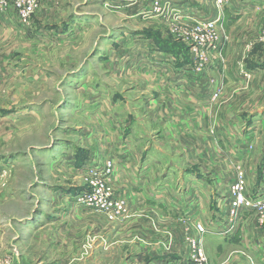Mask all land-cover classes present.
Segmentation results:
<instances>
[{
    "label": "rangeland",
    "instance_id": "374dc122",
    "mask_svg": "<svg viewBox=\"0 0 264 264\" xmlns=\"http://www.w3.org/2000/svg\"><path fill=\"white\" fill-rule=\"evenodd\" d=\"M29 1L33 11L24 19L20 10ZM149 1L141 10L148 17H164V22H150L144 30L161 24L166 37L181 42L175 49L184 52V59L192 58L198 66L202 60L201 69L210 54H220V43L229 40L219 21L216 48L199 46L194 27L203 16L185 19L187 14L169 11L171 0ZM123 2L0 0V264H14L13 250L25 255L27 264H197L198 252L203 264H264V209H249L247 218L241 209L232 227H226L231 221V188L239 178L250 197L264 193V127L251 125L234 109L240 96L253 95L251 88L239 94L222 90L221 96L219 91L208 96L202 90L199 98L192 97L193 104L175 98V104L183 102L185 107L203 106L206 123L197 122V112L196 123L187 127L172 123L170 116L187 120L191 114L176 111L175 104L170 112V103L165 104L170 115L149 112L146 101L158 92L153 89L158 84L140 76L141 50L134 48L133 61L126 60L130 48L123 41L148 22L142 14L136 16L139 0H132V6ZM131 13L132 19L127 18ZM255 42L264 52V20ZM140 88L149 92L141 94ZM127 121L132 140L124 139L122 124ZM188 167L220 175L226 191L222 198L227 200L207 208L206 218L213 225L198 219L193 227L169 219L144 224L149 226L148 248H158L159 255L140 258L143 224L124 221L129 213L112 218L101 204L111 199L128 204L126 185L132 187L137 179L127 181L125 172L139 178L142 169L151 170L162 182L167 171L177 181ZM215 183L219 189L216 178ZM60 187L73 189L71 202L54 200L51 192ZM92 193L97 204L94 198L89 205L77 202L76 197ZM199 224L206 226L203 233Z\"/></svg>",
    "mask_w": 264,
    "mask_h": 264
},
{
    "label": "crops",
    "instance_id": "0c3cea01",
    "mask_svg": "<svg viewBox=\"0 0 264 264\" xmlns=\"http://www.w3.org/2000/svg\"><path fill=\"white\" fill-rule=\"evenodd\" d=\"M123 1H125V3L123 2L124 5H128L129 3V5L132 6V0ZM139 1V13H137L136 16L140 15L141 18L142 14V18L145 22H148V24L147 26L141 27V29L139 28V30L130 31V36L124 38L123 41L124 45H127L125 47L130 48L126 52V56L128 54L130 55L129 57L127 56L126 60L128 62L133 61L131 59L136 51L134 48L141 50V55H143L141 62H143L142 67L144 69L142 70L143 72L140 73V76L151 80L153 78V80H155L154 82L158 84L157 88H153L158 91L153 92L155 98L152 97L146 101L147 110L155 115L163 113L170 115L167 110L170 106L168 103L171 104V112L174 110L173 105L175 104L176 97L182 96V98H186L187 101L193 104L195 98L192 97H196L202 90H204L208 96L209 94L219 91L221 96L222 90L227 94H233V92L239 94L244 92L245 88L250 87L253 95L246 98L245 96H240L234 109L241 118L245 116L244 120L248 118L251 125L262 123L264 127V119L259 120L260 118H258L260 115L264 116V52L257 50L259 46H257L255 42V38L264 20V0H229L228 4L224 6L220 12L215 6L214 0H171V7L169 9L171 13L176 9L180 14H187L188 16L184 18L189 20L207 15L214 18L219 16L220 24L229 35V40L227 38L228 41L224 40L220 43L218 48L220 54H217V52L210 54V58L203 63V69L200 68L202 60H199V63H201L199 67L198 63L195 61L191 62L192 58L190 59L188 57L184 59V57H186L184 56V52L175 49V46H181V42L166 37L167 34L164 29L162 30L161 24H159L158 27L144 30L146 29L145 27L151 26L150 22H164V17H148L147 11L141 10V5L145 0ZM150 2L151 0L149 4ZM132 15L133 13L127 16V18L132 19ZM149 18L151 19L148 20ZM175 20L181 21L182 18ZM158 30L162 33L156 36ZM124 33L126 35L127 32L124 31ZM122 47L123 46H120L118 48ZM189 51L191 50L189 49L188 52ZM191 53L195 55L193 51H191ZM132 72L133 71L125 72V74ZM260 82L263 85H259ZM145 83L147 88H149V81H145ZM250 88L248 89L249 91ZM140 89L141 94L144 91L146 93L149 92L148 89ZM199 97L200 95L196 98ZM165 104L169 106H165ZM175 105L177 106L176 111L177 109H185L187 113L191 114V117L184 120L179 118V116L177 117V115L170 116L169 120L172 123L186 127L188 123H196V112L198 114L197 122H199V124H201L203 120L205 122L202 111L204 108H202L203 106L200 104H194L193 106L186 105L185 107V103L181 102ZM204 107L207 108V106ZM249 113L251 115H249ZM241 122L244 121L241 120ZM109 126V123L105 125V131L109 134L110 138V132L112 131L107 129ZM122 126L126 131L124 139L132 140L131 137L133 134H130L126 130L128 121L127 124L123 123ZM164 173H166L165 175H167V178L159 182L156 177L159 173L155 174L151 170L142 169L139 178L134 176L132 172H129V175L132 174L130 178L128 172H125L127 181H131L133 178L137 179L135 183H132V187L126 185L125 200H127V207L129 208L128 213L131 214V216L128 215L129 218L124 221H139L143 224L140 225V230H142V232H140L139 245L140 248L143 247L144 250L139 252L140 258L145 257V259H147L148 255L154 253L159 255L158 248H155L156 251L149 250L148 248L147 228L149 226H144V224H150L151 222L160 224L168 219L170 222L174 221L187 224L188 227H190V225L193 227L197 219L200 220L198 222L202 224H205V222H207V224H212L209 223V219L206 218L209 215L207 208L210 205L211 208L212 205H215L218 201H225L226 199V197L222 198L223 195H225L223 192L226 191L220 183V175L216 176L213 172H201L193 168L190 170V167H188L186 174L178 177L177 181L171 178V175L167 171ZM263 174L264 169L261 170V175ZM161 175H163V173ZM215 178L219 184V189H217L218 186L215 183ZM51 189L52 188H48L47 191ZM216 189L217 192H215ZM53 190L55 192H51V195H53L54 200H58L62 203L71 202L69 200L73 196L69 195H72L73 189L60 187L54 188ZM259 191L260 187H257L255 192L257 193ZM62 193L67 194V196L64 197ZM10 198L15 199L14 196ZM48 204L51 207L53 201H49ZM249 209L251 208L244 210L245 218L252 213ZM221 233L224 232L222 231ZM130 236L132 238V234H130ZM145 238L147 239L144 240ZM141 241H143V243H141ZM78 251L79 249L77 248L76 253ZM160 254L163 255V253ZM10 257H15L14 264H27L25 255L21 254V252L19 254L17 250L10 252ZM39 262L41 263V261ZM59 264L66 263L61 262ZM145 264H147V262Z\"/></svg>",
    "mask_w": 264,
    "mask_h": 264
},
{
    "label": "built area",
    "instance_id": "2783aa9c",
    "mask_svg": "<svg viewBox=\"0 0 264 264\" xmlns=\"http://www.w3.org/2000/svg\"><path fill=\"white\" fill-rule=\"evenodd\" d=\"M229 0H216L218 4L223 8L228 4ZM158 5V3H157ZM33 11V5L32 3L25 2L23 6L21 7L20 10V15L22 18L27 19L28 16L32 13ZM203 20L199 21L198 24L194 27L196 28V32H194V39L198 42L197 45L199 46H205L207 48H216L218 42H219V36L217 34V25L219 22V18H214L211 16H203L201 18ZM192 40V39H191ZM193 41V40H192ZM195 49V48H194ZM197 49L193 50L196 52V54L201 58L204 59V54L203 52H198L196 51ZM112 162L108 164V168L110 169L112 167ZM104 185V184H103ZM107 189L110 190V188L107 186ZM263 195V196H262ZM258 198H253L250 197L246 192H245V182L241 178H239L236 183L232 186L231 188V200L229 201V215L231 218V221L228 222V230L232 227L234 220L240 216V210L247 209V208H254L255 210H259L262 208L264 209V193L259 194L257 196ZM92 198L95 199V203L97 204L96 201V193H92L88 196V198H85L83 196H78L76 197V200L78 203L83 204L84 202L88 204V201H92ZM227 199H225L226 201ZM225 201H222V204L225 203ZM93 204V203H92ZM89 205V204H88ZM101 205L103 207H107L108 210L110 211L111 217H121V216H126L128 214V207L123 201H118L114 202L112 199L110 201L103 202ZM91 206V205H90ZM92 207L98 208L95 205H92ZM99 209V208H98ZM198 230L200 233H203L205 231V227L203 225H198ZM197 257V264H203V259L204 256L201 252H198L196 254Z\"/></svg>",
    "mask_w": 264,
    "mask_h": 264
}]
</instances>
